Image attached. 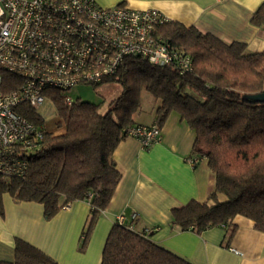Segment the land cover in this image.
Returning a JSON list of instances; mask_svg holds the SVG:
<instances>
[{
  "label": "trees",
  "instance_id": "1",
  "mask_svg": "<svg viewBox=\"0 0 264 264\" xmlns=\"http://www.w3.org/2000/svg\"><path fill=\"white\" fill-rule=\"evenodd\" d=\"M264 26V3L251 16ZM156 34L192 59V70L181 74L170 65L152 66L139 56L127 57L115 75L121 93L104 113L99 104L76 99L66 104L49 92L57 113L55 131L28 104L14 110L42 128L39 150L28 155L22 176L0 175V216L3 196L17 202H39L45 220L74 200L91 209L78 244L84 251L99 214L108 206L121 179L113 152L135 124L141 92L157 102L154 119L161 127L172 111L195 132L193 153L203 155L214 174L206 201H190L172 210L181 230L200 233L226 225L236 216L254 222L264 232V102L247 96L264 92V51L249 53L244 43H227L211 33L168 20ZM4 85L16 77L3 71ZM91 195V196H90ZM127 224L114 223L105 239L99 264H191L157 245ZM0 264H59L32 244L15 238L13 261Z\"/></svg>",
  "mask_w": 264,
  "mask_h": 264
},
{
  "label": "crops",
  "instance_id": "2",
  "mask_svg": "<svg viewBox=\"0 0 264 264\" xmlns=\"http://www.w3.org/2000/svg\"><path fill=\"white\" fill-rule=\"evenodd\" d=\"M101 6L153 8L169 20L211 33L221 40L244 43L249 53L264 51V26L250 20L264 0H95ZM155 101V100H154ZM142 103V102H141ZM45 101L39 106L43 107ZM157 102L140 106L135 124L155 121ZM145 112L148 117L142 119ZM145 117V116H144ZM195 132L172 111L161 126L159 139L143 148L126 136L113 152L121 179L108 206L99 214L84 251L78 250L90 212L87 200H74L49 220L39 202H17L3 196L0 216V260L13 261L15 238L39 248L59 264H99L111 226L119 215L133 230L191 264H264V232L254 222L236 216L231 223L200 233L181 230L172 210L190 201L204 202L214 188V174L203 155L193 153ZM190 159L195 160L194 164Z\"/></svg>",
  "mask_w": 264,
  "mask_h": 264
},
{
  "label": "built area",
  "instance_id": "3",
  "mask_svg": "<svg viewBox=\"0 0 264 264\" xmlns=\"http://www.w3.org/2000/svg\"><path fill=\"white\" fill-rule=\"evenodd\" d=\"M168 20L157 9L104 7L95 0H0V175L22 176L25 158L39 150L43 135L41 127L14 110L17 105L36 109L51 91L71 105V88L100 84L130 56L190 72L191 57L156 34ZM3 71L16 77L6 91ZM125 131L143 148L161 135L156 121ZM117 222L124 224V216Z\"/></svg>",
  "mask_w": 264,
  "mask_h": 264
},
{
  "label": "rangeland",
  "instance_id": "4",
  "mask_svg": "<svg viewBox=\"0 0 264 264\" xmlns=\"http://www.w3.org/2000/svg\"><path fill=\"white\" fill-rule=\"evenodd\" d=\"M121 93V86L117 82H107L98 85L92 84H80L71 88L68 94L74 99H80L82 101H88L99 104V111L104 113L110 107V103ZM141 105L143 109L151 107L155 101L152 96L146 91L141 92ZM36 112L44 119L45 127L47 130L55 131V122L57 121L56 108L52 100L47 98L43 107L36 108ZM145 116V117H144ZM142 119H146L147 112H145Z\"/></svg>",
  "mask_w": 264,
  "mask_h": 264
},
{
  "label": "water",
  "instance_id": "5",
  "mask_svg": "<svg viewBox=\"0 0 264 264\" xmlns=\"http://www.w3.org/2000/svg\"><path fill=\"white\" fill-rule=\"evenodd\" d=\"M247 100L250 102H264V92L248 95Z\"/></svg>",
  "mask_w": 264,
  "mask_h": 264
}]
</instances>
